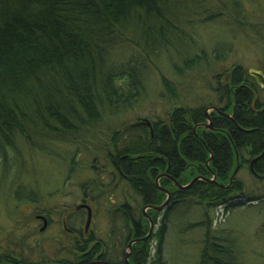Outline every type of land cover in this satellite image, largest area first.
Listing matches in <instances>:
<instances>
[{"label":"trees","instance_id":"obj_1","mask_svg":"<svg viewBox=\"0 0 264 264\" xmlns=\"http://www.w3.org/2000/svg\"><path fill=\"white\" fill-rule=\"evenodd\" d=\"M214 1L220 10L225 8V0ZM206 3L207 0H0V164L1 177H13L10 184L0 185V194L15 205L28 202L38 206L32 194L38 195L35 181L29 185L23 182L27 174L22 171L23 164L33 158L29 161L57 165L61 149L67 146L78 155H92L91 162L104 155L128 187V199L107 210L111 217L109 241H98L93 233L85 235L81 228L75 229L70 248L77 256L57 264H125L127 247L136 240L129 264H238L240 253L235 240L227 234L223 239L216 236L209 222L210 208L234 200L233 186L217 183L215 187V183L196 181L178 190L174 181L184 185L182 178L187 173L192 178L196 174L204 177L210 170L219 181H228L226 172L235 162V154L244 172L246 167L251 173V166L256 175L264 177V99H255L251 92L261 94L257 79L236 68L223 90L218 87L219 94L226 93L232 100L229 112L226 108L220 111L228 112L232 119L211 114L216 131L201 129L203 112L186 116L183 109L170 113L169 124L159 119L151 123V129L143 125L130 128L132 134L119 132L117 124L121 113L144 96L149 71L157 73L167 93L172 92L170 80L156 64L161 58H170L174 66L182 63L176 70L186 72L203 61L194 52L197 39L193 24ZM215 8L205 9L212 12L207 20L215 16ZM233 9H241L237 0ZM117 56L126 59L119 62L115 60ZM160 175L157 187L155 180ZM235 178L232 185H237ZM93 186L82 192L90 195L96 190L95 181ZM208 186L218 189L209 195L204 193ZM160 187L170 195L169 208L157 231L142 241L150 229L142 209L159 207L165 201L166 194ZM102 191L97 197L104 200L107 193ZM252 199L250 202L261 203L264 196ZM176 207L203 212L196 223L188 219L180 222L179 234L183 236L196 229L204 232V239L197 240L201 250L193 257L186 252V260L180 248L173 253L166 250L168 255L163 249L169 234L168 217ZM149 210L156 227L158 215L164 210ZM65 221L66 225L72 223ZM115 232L118 241L113 237ZM153 241L157 247H152ZM68 244L63 248L69 249ZM99 251L104 254L99 255Z\"/></svg>","mask_w":264,"mask_h":264},{"label":"rangeland","instance_id":"obj_2","mask_svg":"<svg viewBox=\"0 0 264 264\" xmlns=\"http://www.w3.org/2000/svg\"><path fill=\"white\" fill-rule=\"evenodd\" d=\"M237 1L241 7L240 11L233 9L236 0H225V8L222 10L219 9L217 2L207 0L205 6L201 7L197 13L201 16L193 24L194 37L197 39L194 52L201 55L203 61L196 68L186 72V70H176V67L180 68L182 63L176 62L174 66L170 58L169 60L167 57L161 58L156 64L170 80L173 87L172 92L167 93L157 73L149 71L144 96L139 99L138 103L121 113L118 118L117 124L121 127L119 132L132 134L129 129L135 127L134 124L138 122H144L143 119L150 123L161 119L169 124L170 113L179 109H183L186 116L198 111L203 112V117L209 115L211 107H216L218 104V95H221L219 88L222 89L226 85L231 71L236 68H241L248 75L255 77L260 84L258 88L256 87L257 90L264 93V88L261 89V86H264V64H262L264 62V0ZM210 6L216 7V13H213L212 16H215L212 20H207L212 12H207L205 9ZM125 59L126 56H117L115 60L120 62ZM145 71L147 73V68ZM259 75L262 80L258 78ZM259 84L255 83L256 86ZM231 106L228 107V112ZM228 112L226 115H229ZM207 122L206 119L203 123L207 124ZM136 133L137 130L133 131V134ZM57 150L59 151L58 148ZM61 154L59 162H56L58 166L41 160L29 161L33 158L27 159L26 164H23L22 171L27 173L26 179L24 178L26 182L24 180L23 182L29 185L34 184L35 181L38 195L35 192L32 194L36 195L38 206L28 202L15 205L13 201L2 196L0 191V260L2 261L0 264H57V261L63 259H74L77 254L70 248L73 246L70 243L73 236L65 232L63 228L65 225L62 226V222L64 219L72 221V223H67V228H71L73 232L79 228L84 231L87 211L82 210V213L76 215L75 207L79 204L89 205L92 210V218L86 235L90 231L98 241L99 239L109 241L111 217L107 214V210L122 203L124 198L128 199V187L116 177L113 165L106 161L104 155H100L94 163L91 162L92 155L85 153L78 155L70 146L62 148ZM235 156V162L233 161L226 172V177H229L228 181H219L217 177L212 176L215 172L210 170L211 173L204 177L196 174L192 178L187 173L182 178L184 184L182 186H187L194 180L193 184L196 181H212L206 183H215L213 185L215 187L217 183L223 187L233 186L234 197L231 199L234 200L229 199L223 206L210 208V226L213 233L221 239L227 234L235 240V246L240 253L238 264H264V201L250 202L253 197L264 196V177L256 175L251 166V173L246 167L244 172L240 166L241 160L236 154ZM209 161L208 158L207 162ZM90 163L94 166L90 167ZM96 167L104 169L105 172L101 170L99 175L96 174ZM1 175L2 166L0 164V185L10 184L9 180L13 177L8 174L3 179ZM108 175L114 178L110 187L107 186ZM234 177H236L235 184L237 185H232ZM32 178L35 179L31 180ZM160 178L161 175L158 181ZM93 181L96 182L95 192L90 195L88 192H82L89 186L94 187ZM86 182L89 184H84ZM117 183L119 186L114 189ZM156 185L159 187V182ZM240 187H243V190H238ZM207 189L204 193L210 195L218 188L208 186ZM99 191L107 193V198L104 200L98 198ZM84 195H88L85 200L82 199ZM205 201L208 203L209 200ZM166 207L159 213L156 227L152 224L151 233L156 232L158 224L164 220V212L169 208ZM142 210L148 214V208ZM185 210V208L176 207L175 211L169 215V234L165 239L163 249L168 255L166 250L173 253V250L180 248L178 250H184L183 255L186 260V252L191 253L193 257L197 256L198 250H201L202 246L197 240L204 239V232L202 229H196L186 232L184 236L179 234L180 222L188 219V222L196 223L202 219V211L194 209L195 211L187 212ZM37 215L49 216L51 219V223L44 231H41L43 223L36 220ZM147 216L149 217V214ZM77 218L79 221L75 222ZM117 234L118 232H115L113 237L118 241ZM68 242L69 249L63 248ZM229 242L232 244V241ZM152 247H157V242L153 241ZM99 253V255L104 254L100 251ZM152 254L154 255V249Z\"/></svg>","mask_w":264,"mask_h":264},{"label":"flooded vegetation","instance_id":"obj_3","mask_svg":"<svg viewBox=\"0 0 264 264\" xmlns=\"http://www.w3.org/2000/svg\"><path fill=\"white\" fill-rule=\"evenodd\" d=\"M258 78H260L261 79V76L259 75L258 76ZM262 80V79H261ZM263 82H264V80H263ZM262 88H264V86H261V89ZM230 91V90H229ZM252 93H254V95H255V99H258L259 101H262L263 99H264V93H261V94H258V93H256V92H254L253 90L251 91ZM219 96V98H218V104L216 105V107L215 106H213V107H211V109H210V114L209 115H205V120L207 119V124H201L200 125V127H202L201 129H203V130H210V131H216V130H214L215 128L213 127V122L211 121V118H210V115L211 114H218V115H220V116H222L223 118H226L227 120H231L232 118H231V115H226V114H224V113H222L220 110H222V109H228V104H229V106L230 105H232V100L231 99H227V97H226V93L225 94H221V95H218ZM227 117H226V116ZM225 116V117H224ZM135 125V124H134ZM140 126V125H143V124H141V123H137L135 126ZM147 127V126H146ZM127 130V129H126ZM106 159V161L109 163V164H112L111 162H110V160L108 159V158H105ZM93 162H97V159H95V160H93ZM251 164V163H250ZM94 165H91L90 167H93ZM250 166H248V168H249ZM101 170L103 171V172H105V170L104 169H101V168H98V167H96V174H100V172H101ZM117 173V172H116ZM108 177H109V182H108V185L107 186H111L110 184L113 182V177L111 178V176L110 175H108ZM116 177L120 180V177H118V174H116ZM121 181V180H120ZM123 181V180H122ZM121 181V182H122ZM118 183H117V185H114V189H116V188H118ZM102 190V189H101ZM104 191V190H103ZM167 192V191H166ZM85 200V199H84ZM79 205H81V204H79ZM83 205H86V204H83ZM89 206V205H88ZM91 208V207H90ZM83 211H85L84 209H82ZM92 211V210H91ZM35 217V216H34ZM39 217H45L46 218V220H47V225L49 224V223H51V219H48L46 216H44V215H37L36 216V220H38V221H41L42 223H43V221H42V219H40ZM49 217V216H48ZM63 225H65L63 228H64V230H65V232L67 233V234H70V236H73L74 235V233H73V231L72 230H70L69 228H67V225H66V221H65V219L63 220V222H62V226ZM46 228H47V226H46ZM85 234V233H84ZM89 234H91L90 233V231H89ZM86 235V234H85ZM1 261V260H0ZM2 262V261H1Z\"/></svg>","mask_w":264,"mask_h":264},{"label":"water","instance_id":"obj_4","mask_svg":"<svg viewBox=\"0 0 264 264\" xmlns=\"http://www.w3.org/2000/svg\"><path fill=\"white\" fill-rule=\"evenodd\" d=\"M143 121H144V122H142L141 124L146 125L149 129H151V124H150V122L147 121V120H145V119H143ZM173 181H174V180H173ZM194 181H195V180H194ZM194 181H191L187 186H181V185L178 184L176 181H174V186H175L178 190H185V189L189 188L190 185L193 184ZM157 182H158V177H157V179L155 180V183H156V184H157ZM205 182H212V181H205ZM160 191L166 193L167 196H166L165 201H164L159 207H156V208H154V207H145L144 210H146L147 208H148V209L155 210V211H161V210L165 209L166 205L169 203L170 195H169L168 192H166V191H164V190H162V189H160ZM81 209H85V210L87 211V218H86V223H85V228H84V232L87 233V232H88L87 230H88L89 225H90V222H91L92 212H91L90 207L87 206V205H83V204H81V205L75 207V210H76V211L81 210ZM143 215H144V217L149 221V226H150V227H149V228H150V229H149V233L147 234V236H146L144 239H142V241H145V240H146V239L152 234V233H151V230H152V222H151L150 218L147 216V214H146L144 211H143ZM39 218L42 219V221H43V227H42L41 231H44V230L46 229V226H47V220H46L45 217H39ZM136 241H138V240H136ZM136 241H132V242L128 245L129 252H127V254H126V256H125V259H124L125 264H129L128 259H129V256H130V250H131V247H132L133 243L136 242ZM92 264H98V263H92ZM100 264H106V263H100Z\"/></svg>","mask_w":264,"mask_h":264},{"label":"bare ground","instance_id":"obj_5","mask_svg":"<svg viewBox=\"0 0 264 264\" xmlns=\"http://www.w3.org/2000/svg\"><path fill=\"white\" fill-rule=\"evenodd\" d=\"M212 176H215V178H216V175L215 174H212ZM182 186V185H181Z\"/></svg>","mask_w":264,"mask_h":264}]
</instances>
